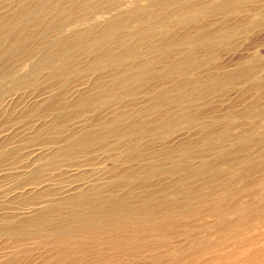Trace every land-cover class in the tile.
<instances>
[{
	"label": "rangeland",
	"instance_id": "rangeland-1",
	"mask_svg": "<svg viewBox=\"0 0 264 264\" xmlns=\"http://www.w3.org/2000/svg\"><path fill=\"white\" fill-rule=\"evenodd\" d=\"M0 264H264V0H0Z\"/></svg>",
	"mask_w": 264,
	"mask_h": 264
}]
</instances>
